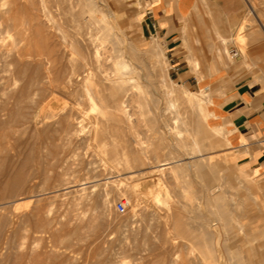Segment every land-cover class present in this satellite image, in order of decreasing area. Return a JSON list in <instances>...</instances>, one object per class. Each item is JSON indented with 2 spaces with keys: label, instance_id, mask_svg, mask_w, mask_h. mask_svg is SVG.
<instances>
[{
  "label": "rangeland",
  "instance_id": "1",
  "mask_svg": "<svg viewBox=\"0 0 264 264\" xmlns=\"http://www.w3.org/2000/svg\"><path fill=\"white\" fill-rule=\"evenodd\" d=\"M3 1L0 4V237L3 239L0 240L1 246L6 243L3 245L6 250L9 245L12 248L9 246L11 250L5 252L6 263L1 260L0 264H18L21 257L23 264L27 261L28 264H214L215 248L223 256L219 264H264V176H256L235 163L231 142L229 147L224 144L229 140L226 130L215 139L218 147L213 150L198 146L194 137L199 141L202 136L196 135V111L192 108L195 94L204 91V99L213 102L206 106L207 110L220 118L217 91L228 88L219 86L222 82L206 85L218 75L209 70L213 64L224 72L228 67L245 65L249 72L257 73L264 66V55L249 54L251 47H264V0H247L262 24L254 21L249 10L253 22L245 23L244 33L224 45L226 54H218L220 43L211 37L209 17L200 12L186 24L187 32L181 29L176 32L172 43L156 37L153 24L142 19L140 15L146 8L139 0H91L96 6L95 15L103 20L100 26L106 28L100 31L87 23L89 14L84 16L87 20H75L80 0H7L6 4ZM44 12L49 16L43 18ZM36 16L42 22L40 28L36 27ZM41 28L49 31L41 35L38 33ZM73 37L81 39L78 41L86 57L101 48L98 41L89 44L90 39H106L105 47L111 51L105 65L108 76L116 72L113 57L119 55L117 50L124 52L126 61L119 59L128 63L127 73L132 71L128 77H133L138 87L133 97L137 102L133 98L124 100L128 114L132 115L131 127L127 121L119 127L112 123L117 101L91 100L84 93L81 75L74 82L65 79L62 91H51L48 77L43 76L65 78L67 70L70 72L66 69L68 60L78 59L68 44ZM114 42L116 52L112 50ZM233 45L241 52V61L232 59ZM17 48L25 54L28 50L23 61L17 58ZM55 49L63 52L59 66L47 64L49 69L45 66V70L44 65ZM37 51L47 56L52 53L50 57L44 56L46 61L41 60L45 59L43 56L40 59L44 68L41 70H45H39L44 73L42 76L36 69L38 66L35 69L30 66L32 69L28 65L30 61V65L38 62L41 56ZM13 55L16 64L11 63ZM26 58H32L27 63L29 72ZM193 60H197V67ZM30 78L35 79L31 86L34 93L28 89L32 95L29 93L28 99L26 96L22 99L19 91L27 87ZM92 78L95 80V76ZM251 89L264 94V87ZM187 95L193 97V103L187 101ZM208 123L216 125L213 119ZM103 126L111 134L106 133L107 139L102 142L96 138ZM117 127L120 133L116 134ZM115 134L119 139L116 145L112 143L117 140ZM178 140H182L181 146ZM195 147L201 152L192 159L189 154ZM136 153H141L139 159L145 162L139 168ZM125 154H130V164L135 165L126 164ZM225 156L232 159L228 164ZM157 158L184 160L175 166L177 176L168 172L161 178L163 186L154 184L153 178L160 177L157 170L150 169L153 166L150 163H156ZM229 172L233 176L227 175ZM153 195L180 212L186 224L182 222L179 226L184 235H176L167 219V207L156 205ZM120 202L126 206L123 214L117 211ZM66 220L69 225L62 227L60 224ZM15 256L18 261H14Z\"/></svg>",
  "mask_w": 264,
  "mask_h": 264
},
{
  "label": "bare ground",
  "instance_id": "2",
  "mask_svg": "<svg viewBox=\"0 0 264 264\" xmlns=\"http://www.w3.org/2000/svg\"><path fill=\"white\" fill-rule=\"evenodd\" d=\"M3 1V0H2ZM2 1H1V3L0 4H2ZM5 1H7V0H5ZM5 1H3V2H5ZM5 4H6V2H5ZM5 4L3 3V5L2 6H5ZM77 5L79 6V8H80V11L77 13V15L75 16V20L77 21V22H80V19H83V20H87V19H85V15L86 14H89V19L87 20V23L89 24V25H91V26H93V27H95L96 29H97V31H100V30H102V29H106V28H103L102 26H100V22L101 21H103V20H101L99 17H97L95 14H97V10L95 9V4L93 3V1H91V0H80L78 3H77ZM0 7H1V5H0ZM44 14H47V13H43V18H44V16H49V15H44ZM38 16V15H37ZM37 16H36V18H37ZM45 17V18H46ZM46 19H49L50 20V17L49 18H46ZM45 19V20H46ZM36 21H37V24H36V27H42L41 25H42V22L40 21V19H39V17L36 19ZM47 22H48V20H46ZM43 24H45L46 25V23L44 22V20H43ZM48 26V25H47ZM49 27V26H48ZM47 27V28H48ZM53 27V26H52ZM46 28V30H44V28L42 29L41 28V30L42 31H38V33L40 32H45V31H49L48 29ZM50 28H51V25H50ZM37 30H38V28H37ZM53 29L51 28L50 29V31L49 32H51ZM183 30H184V32H187V30H188V26L187 25H184V27H183ZM48 34V32H46V35ZM49 34H50V36H49ZM47 36H49V37H53V36H51L52 35V33H49ZM54 34V33H53ZM41 35H42V33H41ZM43 36H44V34H43ZM48 37V38H49ZM54 38V37H53ZM52 38V39H53ZM64 38V37H63ZM66 38V37H65ZM78 40H80L81 41V39H78ZM78 40H76V38H71L70 39V41H69V46H70V50L72 51V52H76L77 53V56H78V59H69L68 60V62H67V66L69 67V68H66V66H65V68L66 69H69V71L70 72H68V70H67V75H66V77L64 78V76L62 77V75L61 76H55V75H51V74H48L49 76H46L44 73V78H47L48 77V79H49V83H48V81H47V83L49 84V87H50V89H51V91H55V92H57L58 90H61V87H63V84H64V80L65 79H68L69 81H73L74 82V79L76 80L80 75L82 76V82L84 83V87H85V90H84V93L86 92V95L88 96V97H90V99L92 100V98H97V100L99 99V100H101V101H104V102H108L109 100H116L117 101V103L114 101V110H116V113L115 114H113V117H112V123L114 122L115 123V125H117L118 124V127H119V124H123L125 121H127V123H128V125L130 124V122L132 121V115H129L128 114V110H127V107H126V102H127V100H126V102H124V100L125 99H128V98H133L134 97V94H135V89H138V87L134 84V78L133 77H128V75H131L132 73V71L131 72H129V73H131V74H129V73H127V69H128V65H126V64H128V63H125V62H122L119 58H121V59H123V60H125L124 58L125 57H123V53L124 52H122L121 51V49L120 50H117V53L119 54L118 56H114L113 58H116V59H114V65H115V68H116V72H115V74L113 75V76H108L107 74H106V62L108 61V58H109V56H107V54L109 53V52H111V51H109V49L108 48H106L105 47V41H106V39H90L89 40V44H94V42L95 41H98L99 42V46L101 47V48H96V50L95 51H93L92 52V55L90 56V57H86V56H88V55H84L83 54V52H82V47H81V44H80V42L78 41ZM51 41H53V40H51ZM219 41V40H218ZM55 42V41H54ZM65 42V41H64ZM67 42V41H66ZM65 42V43H66ZM52 43V42H51ZM83 43V42H82ZM86 43V42H85ZM88 43V42H87ZM113 44V47H112V50L114 51L115 50V52H116V49H115V46L117 45V42H114V43H112ZM65 45V44H64ZM83 45H84V43H83ZM50 46V45H49ZM98 46V45H97ZM17 47V46H16ZM47 47V46H46ZM57 47H58V45H57ZM56 47V48H57ZM89 47H91V46H89ZM96 47V46H95ZM19 48V47H18ZM17 48V49H18ZM59 48V47H58ZM52 49V48H51ZM86 49V48H85ZM93 49V48H92ZM95 49V48H94ZM108 49V50H107ZM12 50V49H11ZM53 50V49H52ZM59 50V49H58ZM87 50V49H86ZM85 50V51H86ZM10 51V50H9ZM18 51V53L16 54L17 55V58H18V60H19V62L20 61H23V59H25L24 57H26V54L28 53V50L26 51L27 53L25 54V52H22V50H20V49H18L17 50ZM17 51H15V52H17ZM41 51H42V49H41ZM54 51H56V49L54 50ZM84 51V52H85ZM90 51V50H89ZM225 51V50H224ZM5 52V51H4ZM10 52H12V51H10ZM32 52V51H31ZM38 52V51H37ZM40 52V51H39ZM39 52L37 53V54H39ZM47 52V51H46ZM45 52V53H46ZM87 52V51H86ZM6 53V52H5ZM55 53V54H54ZM53 54L52 53H48L49 54V56H47L46 54H44L43 53V55L42 54H39L38 56H41V57H39L38 58V56L37 55H35L37 58H38V60L37 59H34V61L35 62H37L36 63V65H30V64H32V62L30 61V64H28L29 65V67L30 66H38V68L36 67V69H38V71L39 70H41L42 68L41 67H43V66H41L42 65V61L44 60V61H46V59L47 58H45L44 56L46 55L47 57H50V55H51V58H48L47 59V61H46V65H44V68H45V66H47V64L48 65H50V66H52V67H58L59 65H57L58 64V62H59V58L62 56V54H63V52H61L60 50L57 52H54ZM88 53V52H87ZM10 53L8 52L7 53V55L6 56H8ZM89 54V53H88ZM110 54V53H109ZM112 54V53H111ZM15 55V54H14ZM13 55V56H14ZM29 55V57H30V54H28ZM27 55V56H28ZM125 56H126V54H124ZM42 56L45 58V59H43L42 58ZM16 56H14L13 58V61H12V59H11V63L12 62H14V64H16V62L14 61L15 59H17V58H15ZM71 57V56H70ZM74 57V56H73ZM42 58V59H41ZM112 58V57H111ZM27 59V58H26ZM29 59H31L32 60V58H28L27 59V62H26V65H27V63H28V60ZM40 59L42 60V61H40ZM119 59V60H118ZM194 59V58H193ZM37 60V61H36ZM65 60V59H64ZM113 60V59H112ZM2 61V60H1ZM7 61V60H6ZM17 61V60H16ZM25 61V60H24ZM126 61V60H125ZM19 62H17V64H21V63H19ZM113 62V61H112ZM190 62V61H189ZM194 64H195V66L197 67L198 66V62H197V60H193L192 61ZM225 62V61H224ZM65 64H66V62H64ZM35 64V63H34ZM13 65V64H12ZM25 65V64H24ZM25 65V66H26ZM28 65L26 66L27 68H28ZM17 66V65H16ZM19 66V65H18ZM17 66V67H18ZM35 67H34V69H35ZM130 67H131V65H130ZM26 68V69H27ZM30 68H32V67H30ZM30 68H28V70H26V71H30L31 69ZM40 68V69H39ZM43 68V69H44ZM47 68H48V66H47ZM64 68V67H63ZM33 69V68H32ZM42 69V70H43ZM49 69V68H48ZM66 69H65V71L64 72H66ZM14 70H16L15 68H14ZM19 70H21V69H19ZM41 70V71H42ZM45 70H46V68H45ZM44 70V71H45ZM112 70V69H111ZM7 71V70H6ZM13 71V70H12ZM24 71V70H23ZM41 71H39V75H43L42 73L40 74V72ZM44 71H42V72H44ZM15 72V71H14ZM14 72H12L13 74H14ZM20 72H22V70L20 71ZM25 72V71H24ZM51 72V71H50ZM34 73V72H33ZM38 74V73H37ZM36 74V75H37ZM84 74V75H83ZM34 75V74H33ZM38 75V76H39ZM60 75V74H59ZM137 75V74H136ZM14 76H15V74H14ZM17 76V75H16ZM26 76V75H25ZM41 76H39L38 78L40 79V77ZM80 76V77H81ZM95 76V80H93L94 78H92V77H94ZM43 77H41L42 79H43ZM60 77H62V78H64L63 80H61L60 79ZM37 78V79H38ZM136 78V77H135ZM140 79V78H139ZM45 80V79H44ZM79 80V79H78ZM37 81H39V80H37ZM34 82H35V79L34 78H30V80H29V82H27V87L25 88V89H23V91H21V89H20V91H19V93L20 92H22V93H20V95L22 96L21 98L23 99V97L24 96H26V97H24V98H26V99H28L29 97H30V92H32L33 90V87H31L33 84H34ZM46 82V81H45ZM38 83V82H37ZM46 83V84H47ZM75 84H76V82H75ZM79 84V83H78ZM44 85V84H43ZM70 85V84H69ZM69 85H67V87L69 86ZM77 85V84H76ZM80 85V84H79ZM80 87V86H79ZM79 87H78V89H79ZM32 88V89H31ZM64 88H66L65 86H64ZM70 88V87H69ZM80 88H82V87H80ZM1 89V88H0ZM28 89H30V92H28ZM49 89V90H50ZM73 89V88H72ZM82 90V89H81ZM81 90H79V91H81ZM140 90V89H139ZM35 91V90H34ZM45 91H47V90H44V92ZM62 91V90H61ZM68 92H70V91H68ZM82 92V94H83V91H81ZM81 92H79V93H81ZM138 92H140V91H137V93ZM16 93V92H15ZM18 93V92H17ZM30 93V94H29ZM34 92H32V94H33ZM36 93V92H35ZM39 93V92H38ZM50 93V92H49ZM54 93V92H53ZM64 93V92H63ZM73 94H74V92H72ZM71 93V94H72ZM78 93V94H79ZM143 93V92H142ZM31 94V95H32ZM72 94V95H73ZM77 94V95H78ZM204 94H205V92L203 91L202 92V94H198V95H196L195 94V96H194V98H196V100H195V106H193L192 107V105L193 104H191V107L192 108H195L194 110L196 111V119H195V126H196V131H197V133H196V135H198V136H202L201 137V139L198 141V138H196V137H194L195 139L193 140L194 142H196V144L198 145V146H203V147H208V149H210V150H213L214 148H216V147H218V146H216V141H215V139L218 137V136H220V135H222V134H224L225 133V128L222 126V125H219V124H216V123H214V124H216L215 126H212V125H210L209 123H208V121L210 120V119H213V121H217L219 118L214 114V113H212V112H210V111H208L207 110V108H206V106L209 104H212L213 102L211 101V100H205L204 99ZM16 95V94H15ZM19 94L17 95V99L16 100H18V99H20L18 96H20ZM29 95V97L27 98V96ZM49 95V94H48ZM70 95V94H69ZM71 95V96H72ZM137 95H140L139 93L137 94ZM136 95V96H137ZM143 96H144V94H142ZM63 96V95H62ZM79 96V95H78ZM80 96H82V95H80ZM141 96V95H140ZM36 97H38V94H37V96ZM43 97V96H42ZM59 97V96H58ZM67 97V96H66ZM69 97V96H68ZM138 97V96H137ZM136 97V98H137ZM145 97V96H144ZM144 97H142V98H144ZM184 97V96H183ZM41 98V97H40ZM82 98V97H81ZM139 98H141V97H139ZM193 97L192 96H190V95H187V101L188 102H190V103H193L192 101H194V99H192ZM15 99V98H14ZM63 99H65V98H63ZM85 99V98H84ZM134 99V98H133ZM132 99V100H133ZM39 100V99H38ZM134 100H136V99H134ZM139 100H141V99H139ZM138 100V101H139ZM19 101V100H18ZM42 101V100H41ZM130 100H128V102H129ZM24 102V101H23ZM135 102H137V100L135 101ZM17 103V102H16ZM46 103H48V102H46ZM91 103H92V101H91ZM97 103V102H96ZM99 103H101L100 101H99ZM103 103V102H102ZM126 103V104H125ZM141 103V102H140ZM185 104H186V102H184ZM105 104V103H104ZM143 108V107H142ZM187 108V107H186ZM193 111V110H192ZM130 113V112H129ZM187 113H188V110H187ZM194 114H195V112H193ZM112 114V113H111ZM18 116V115H17ZM66 116V115H65ZM126 119V120H125ZM67 120V119H66ZM73 121V120H72ZM75 123V122H74ZM126 123V122H125ZM126 123V124H127ZM80 124V123H79ZM56 125V124H55ZM115 125H112V126H115ZM124 125V124H123ZM57 126V125H56ZM108 126V125H107ZM125 126V125H124ZM130 126V125H129ZM118 127L116 128L117 130H118ZM131 127V126H130ZM129 127V128H130ZM133 127V126H132ZM109 128L111 129H113V127H111L110 126V124H109ZM108 128V132H107V130L104 128V126L102 127V128H100V130L97 132V138L96 139H99V140H102V139H104L106 136H107V134L106 133H109V132H111V130ZM115 128V127H114ZM120 128L122 129V127H121V125H120ZM120 128H119V132H117V130H116V134L117 133H120ZM57 129V128H56ZM54 130V129H53ZM73 130V129H72ZM63 131H65V130H63ZM75 131V130H74ZM172 131V130H171ZM123 132H124V130H123ZM115 133V132H114ZM131 133V132H130ZM194 133H195V131H194ZM2 134H3V132H2ZM5 134V133H4ZM58 134V133H57ZM60 134V133H59ZM109 134H111V133H109ZM115 134V135H116ZM7 135V134H6ZM119 135H121V134H119ZM128 135V134H127ZM126 135V136H127ZM111 137V136H110ZM109 137V138H110ZM116 138L115 139H117V140H111L112 141V143L114 144V145H116L117 143V141L119 140L118 138H117V135L115 136ZM119 137V136H118ZM132 137V136H131ZM120 138V137H119ZM122 138V137H121ZM182 138V137H181ZM106 139H107V137H106ZM57 140V139H56ZM55 140V141H56ZM105 140V139H104ZM6 141V140H5ZM8 141V140H7ZM6 141V142H7ZM49 141V140H48ZM54 141V142H55ZM132 141V140H131ZM179 141V140H178ZM182 141V140H181ZM181 141H179V145L182 143ZM220 141V140H219ZM1 142V141H0ZM57 142H58V140H57ZM102 142H103V140H102ZM108 142V141H107ZM128 142H129V140H128ZM159 142H160V140H159ZM9 143V142H8ZM7 143V144H8ZM48 143V142H47ZM96 143V142H95ZM187 143H188V141H187ZM218 143V142H217ZM122 144V143H121ZM130 144V143H129ZM128 144V145H129ZM176 144H177V142H176ZM183 144H185V143H183ZM224 144H225V146L226 147H229L231 144H230V141L227 139L225 142H224ZM106 145V144H105ZM127 145V144H126ZM133 145V144H132ZM221 145V144H220ZM8 146V145H7ZM138 146V145H137ZM158 147H160V144L159 145H157ZM181 146V145H180ZM188 146V145H187ZM224 146V147H225ZM10 147V146H9ZM130 147L131 146H129V149H130ZM134 147V146H133ZM139 147V146H138ZM3 148V147H2ZM55 148V147H54ZM183 148H184V145H183ZM6 149V148H5ZM155 150H159V149H157V148H154ZM166 149V148H165ZM182 149V148H181ZM185 149V148H184ZM189 149H192V148H189ZM131 150V149H130ZM133 150V149H132ZM145 150V149H144ZM193 151L189 154V155H192V159H194L195 157H196V155L195 154H198V153H200L201 152V150H200V148H199V150H198V148H194V149H192ZM226 150V149H225ZM228 150V149H227ZM0 151H1V147H0ZM6 151V150H5ZM10 151V150H9ZM128 151V150H127ZM139 151V150H138ZM154 151V150H153ZM222 151V150H221ZM107 152V151H106ZM129 152V151H128ZM131 152V151H130ZM158 152H160V151H158ZM183 152V151H182ZM186 152V151H185ZM214 152V151H213ZM8 153V152H7ZM114 155L116 154L115 153V151L114 152H112ZM118 153V152H117ZM132 153V152H131ZM134 153V152H133ZM143 153H144V151H143ZM149 153V152H148ZM147 153V154H148ZM145 154V153H144ZM144 154H143V157H145L144 156ZM156 154H159V153H156ZM211 154H213V153H211ZM113 155V156H114ZM132 155V154H131ZM136 155H137V153H136ZM135 155V159H137V157H138V159H139V156L138 155H140V157H141V153H139L137 156ZM7 156H9V155H7ZM112 156V155H111ZM133 156H134V154H133ZM155 156V155H154ZM158 156V155H157ZM156 156V157H157ZM206 156V155H205ZM130 154L129 155H127V154H125L124 156H123V159L125 160V162H126V164H130V163H132V162H130ZM151 157H153V156H151ZM115 158V157H114ZM145 158H147V157H145ZM133 159V158H132ZM132 159H131V161H132ZM134 159V160H135ZM135 160V161H137V168H139L141 165H143L144 163L142 162V158H140V159H142L141 161H140V159L139 160ZM158 159V158H157ZM162 159V158H161ZM211 159V158H210ZM232 159L235 161V163H237L236 161L238 160L237 158H234L233 156H232ZM231 158L229 159V157L228 156H225L224 157V161L228 164L231 160H232ZM145 160V159H144ZM154 160V159H153ZM214 160V159H213ZM146 161V160H145ZM208 161H210V160H208ZM125 162H124V164H125ZM134 162V161H133ZM181 162H184V160H180V159H176V158H173V159H166V160H159L158 159V161L155 163V161H154V163L152 164V162L150 163L151 165H153L150 169H153V170H157V174H159L158 176L160 177V179L157 177V178H153L154 179V184L155 183H157V184H160L161 186H163L164 185V183L162 182L163 180H161V178H163V177H165V174H167L168 172L169 173H171V175H173V176H177V172H176V168H175V166H176V164H179V163H181ZM136 163V162H135ZM208 163H211V161L210 162H208ZM134 164V163H133ZM133 164H130V165H132L133 166ZM155 164V165H154ZM123 165V164H122ZM135 165V164H134ZM150 165V166H151ZM200 165V164H199ZM226 165V164H225ZM236 165V164H235ZM125 166V165H124ZM131 166V167H132ZM206 167H207V165H206ZM137 168H135L136 170H137ZM149 169V170H150ZM222 169V168H221ZM225 169V168H224ZM143 170V169H142ZM146 170H148V169H146ZM179 170V169H178ZM182 170V169H181ZM186 170V169H185ZM196 170V169H195ZM226 170V169H225ZM151 171V170H150ZM227 171V170H226ZM145 172V171H144ZM136 173H141V171H137ZM152 173H153V171H152ZM231 172H229L227 175H232L233 176V174L231 173ZM154 174V173H153ZM153 174H150V175H153ZM183 175V174H182ZM181 175V176H182ZM216 175H217V173H216ZM220 175V174H219ZM239 175V174H238ZM240 175H242L241 173H240ZM139 176V175H138ZM170 176V175H169ZM168 176V177H169ZM167 177V176H166ZM227 177V176H226ZM245 177V176H244ZM232 178V177H231ZM235 177H233V179H234ZM237 178V177H236ZM240 178H243V177H241L240 176ZM246 178V177H245ZM226 179V178H225ZM228 179H229V177H228ZM238 179H239V177H238ZM244 179V178H243ZM242 179V180H243ZM166 180V179H165ZM174 180H175V178H174ZM247 181H249V179L247 180ZM165 182V181H164ZM226 182H229V181H226ZM232 182V181H231ZM234 182V181H233ZM244 182H246L245 180H244ZM170 183V182H169ZM221 183V182H220ZM243 183V182H242ZM246 183H248V182H246ZM230 184V183H229ZM235 184H236V182H235ZM237 186H239L238 184H237ZM215 187V186H214ZM236 187V186H235ZM15 188V187H14ZM253 188V187H252ZM11 193V192H10ZM246 195V194H245ZM5 196V195H4ZM13 196V195H12ZM154 196V195H153ZM20 198V197H19ZM25 198V197H24ZM160 197L158 196V195H155L154 196V202L156 203V205H163V206H166V204L164 203V201H162V200H160L159 199ZM225 198V197H224ZM244 198V197H243ZM215 199V198H214ZM2 200H3V198H2ZM19 200V199H18ZM15 201V200H14ZM17 201V200H16ZM214 201V200H213ZM219 201H221V200H219ZM226 201V200H225ZM3 204L5 203V202H2ZM217 204V203H216ZM19 207V206H18ZM167 207V213H168V215H167V219H169L171 222L169 223V224H172V226L174 227V229L176 230V232L175 233H177L176 235H184V233L182 232V230L183 229H181V227H179L180 225L182 226V222H183V220H182V217L180 216V212H175V211H173V209L171 208V206H166ZM217 208V207H216ZM218 208H220V207H218ZM1 209V208H0ZM170 209V210H169ZM219 211V210H218ZM4 212V211H3ZM222 212V211H221ZM220 214V213H219ZM16 216V215H15ZM221 216V215H220ZM5 217V216H4ZM13 217V216H12ZM21 217V216H20ZM184 217V216H183ZM6 218V217H5ZM19 218V217H18ZM235 219V218H234ZM18 220V219H17ZM20 220V219H19ZM64 220V219H63ZM185 220V219H184ZM5 221V220H4ZM21 222V221H20ZM64 222V221H63ZM62 222V224H60L62 227H66L67 225H69V222L70 221H65L64 223ZM186 222V221H185ZM16 223V222H15ZM19 223V222H18ZM238 223V222H237ZM13 224V223H12ZM183 224H184V222H183ZM14 225V224H13ZM59 225V224H58ZM59 225V226H60ZM163 225V224H162ZM168 225V224H167ZM184 225H186V224H184ZM219 226V225H218ZM62 227H60V228H62ZM184 228V227H183ZM230 228H232V227H230ZM235 228H236V226H235ZM235 228H233V230L235 229ZM228 229V228H227ZM61 230V229H60ZM188 230V229H187ZM215 230V229H214ZM221 230V229H220ZM187 232V231H186ZM217 231H215V233H216ZM5 233H7V232H5ZM61 233V232H60ZM205 234H207V233H205ZM7 235V234H6ZM9 235V234H8ZM7 235V236H8ZM186 235H187V233H186ZM238 235V234H237ZM11 236H12V234H11ZM10 236V237H11ZM61 236H62V234H61ZM207 236H208V234H207ZM6 237V236H5ZM14 237V236H13ZM216 237V236H215ZM220 237V236H219ZM0 238H2L3 239V237H0ZM4 239H6V238H4ZM8 240H9V238H8ZM8 240H6V241H8ZM14 240V239H13ZM1 241L2 240H0V262H1V260L3 261L4 260V262H5V259H6V257H5V252H7V251H9V250H11V249H9L11 246L8 244V242H7V245H9L8 247H7V249L8 250H6V247H3V245L4 244H6V243H4V244H2V246H1ZM11 241V240H10ZM221 241V240H220ZM4 242H5V240H4ZM219 242V241H218ZM10 243V242H9ZM11 244H12V242H11ZM6 245V246H7ZM214 245H216V244H214ZM5 246V245H4ZM219 247V246H218ZM12 248V247H11ZM21 249V248H20ZM192 250H193V248H191ZM6 250V251H5ZM194 251V250H193ZM21 252V251H20ZM20 252L19 253H17L18 255L20 254ZM201 252V251H200ZM206 252V251H205ZM9 253V252H8ZM218 253V251L216 250V248H215V250H214V254H216L215 255V257H216V259H215V263L214 264H219L220 263V257L222 256H220V255H218L217 254ZM222 253V252H221ZM10 254V253H9ZM16 255V254H15ZM11 256V255H10ZM20 257L21 256H23V255H19ZM26 257H28L27 255H26ZM223 257V256H222ZM5 258V259H4ZM11 258H12V256H11ZM19 258V257H18ZM18 258L16 259V256H15V258H14V261H18ZM23 257H21V258H19V261L17 262L18 264H23V259H22ZM213 258V257H212ZM16 259V260H15ZM28 259V258H27ZM204 259V258H203ZM207 259H208V255H207ZM222 259H225V258H222ZM12 261H13V259H12ZM8 262V261H7ZM25 262V261H24ZM28 262V261H27ZM26 262V264H28ZM6 263V262H5ZM9 263H10V261H9Z\"/></svg>",
  "mask_w": 264,
  "mask_h": 264
},
{
  "label": "crops",
  "instance_id": "3",
  "mask_svg": "<svg viewBox=\"0 0 264 264\" xmlns=\"http://www.w3.org/2000/svg\"><path fill=\"white\" fill-rule=\"evenodd\" d=\"M146 11L141 14L153 24L156 37L162 40L173 39L177 31H183L184 25L192 16L200 12L209 17L212 38H217L221 51L226 54L224 45L236 35L244 33L245 23H252L248 11L258 24L262 21L247 0H139ZM222 45V46H221ZM231 52H237V61L242 60L241 52L233 45ZM249 54L264 55V47H251ZM264 61V58L262 59ZM210 71L217 72V77L209 81L212 85L228 88L217 91L216 101L219 119L214 123L222 125L232 144L233 157L247 171L264 176V94L254 91L253 87H264V66L257 73L249 72L245 65L228 67L225 72L214 64ZM226 80V82H223Z\"/></svg>",
  "mask_w": 264,
  "mask_h": 264
},
{
  "label": "built area",
  "instance_id": "4",
  "mask_svg": "<svg viewBox=\"0 0 264 264\" xmlns=\"http://www.w3.org/2000/svg\"><path fill=\"white\" fill-rule=\"evenodd\" d=\"M231 57H232V59H237L239 57V54L237 52H231ZM117 211L121 214L125 213V211H126L125 204L122 202L118 203Z\"/></svg>",
  "mask_w": 264,
  "mask_h": 264
}]
</instances>
